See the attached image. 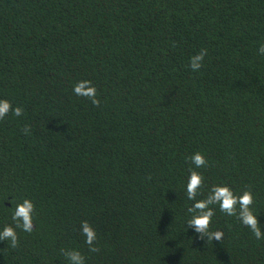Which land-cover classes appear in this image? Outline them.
Segmentation results:
<instances>
[{
	"label": "trees",
	"instance_id": "1",
	"mask_svg": "<svg viewBox=\"0 0 264 264\" xmlns=\"http://www.w3.org/2000/svg\"><path fill=\"white\" fill-rule=\"evenodd\" d=\"M261 45L264 0H0V99L23 109L0 120V229L18 237L0 264H264V239L218 205L222 239L187 224L185 190L196 171L197 200L251 192L264 231ZM24 199L31 233L12 219Z\"/></svg>",
	"mask_w": 264,
	"mask_h": 264
},
{
	"label": "clouds",
	"instance_id": "2",
	"mask_svg": "<svg viewBox=\"0 0 264 264\" xmlns=\"http://www.w3.org/2000/svg\"><path fill=\"white\" fill-rule=\"evenodd\" d=\"M260 55H264V45H261L258 49ZM207 55L206 50L200 51L198 54L190 57L191 70L196 72L199 71L203 66V61ZM90 81H84L75 86L73 91L76 95L86 96L91 99L93 104H98L99 101L96 99V89L90 86ZM87 90H85V86ZM14 116H21L23 109L19 106L13 108L8 100L0 99V120L8 116L9 113ZM192 164L196 168H201L206 165L207 161L202 153H195L191 157ZM204 178L196 171H192L188 177L186 184L187 198L194 201L192 206L188 209L191 213V219L187 224L195 227L199 233H205L209 235L210 239L220 240L223 237L221 231H209L210 224L215 215V211L212 205H218L221 212L228 216H237L240 222L250 228L256 237V239H264V231L259 226L257 216L253 213L251 205L253 204V196L251 192H244L243 195L237 196L228 186H213L210 190L209 195L206 199L197 200V194L200 190ZM239 205V212L237 213L236 206ZM35 205L29 199H24L22 203L16 204L12 219L16 221V227L20 228L26 233L33 231V213ZM81 234L84 236L85 243L92 246L96 239L97 233L95 229L83 221L81 223ZM0 241H9L11 246L14 248L17 245L18 237L16 229L11 226H6L0 229ZM91 251H95L94 247L90 248ZM67 258L70 264H86L85 258L81 255L78 250H72L67 254Z\"/></svg>",
	"mask_w": 264,
	"mask_h": 264
}]
</instances>
